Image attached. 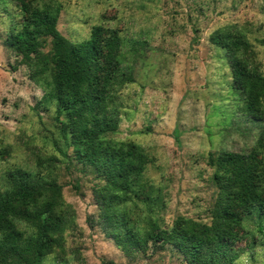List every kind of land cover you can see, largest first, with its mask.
<instances>
[{"label":"rangeland","instance_id":"rangeland-1","mask_svg":"<svg viewBox=\"0 0 264 264\" xmlns=\"http://www.w3.org/2000/svg\"><path fill=\"white\" fill-rule=\"evenodd\" d=\"M62 6L58 29L74 43L89 38L94 26L117 32L124 51L139 42L135 81L122 91L121 122L111 137L141 145L150 163L145 178L163 199L155 215L164 228L179 217L211 223L218 196L210 152H250L262 124L251 121L232 86L224 49L212 37L226 27L246 33L264 75V0H56ZM13 2L0 0V176L8 169H35L55 156L54 175L76 213L67 231L64 257L42 264H186L170 246L124 253L99 225L95 189L103 185L91 167L68 150L63 158L56 108L42 104L44 90L30 68L10 51L7 39L18 28ZM51 50V39L43 50ZM63 119V118H61ZM264 163V150L260 156ZM253 214L244 221L235 264H264V236Z\"/></svg>","mask_w":264,"mask_h":264},{"label":"trees","instance_id":"trees-1","mask_svg":"<svg viewBox=\"0 0 264 264\" xmlns=\"http://www.w3.org/2000/svg\"><path fill=\"white\" fill-rule=\"evenodd\" d=\"M1 1L13 2L20 15L8 48L43 88L41 104L56 108L55 147L63 158L72 148L74 159L93 168L104 183L94 192L104 233L126 254L170 246L186 264H235L245 219L253 214L264 219V75L246 33L226 27L212 41L227 54L244 112L263 126L257 147L209 153L219 190L210 224L179 217L164 228L155 215L163 206L162 197L155 196L160 191L145 178L149 155L137 143L111 137L121 122L122 91L135 81L140 43L132 41L124 51L121 35L101 26L74 43L58 29L62 6L56 0ZM48 39L51 50L44 53ZM55 159L48 156L35 169H8L0 176V264H42L50 254H66V233L75 226L76 213L54 175ZM257 224L264 236L263 222Z\"/></svg>","mask_w":264,"mask_h":264}]
</instances>
